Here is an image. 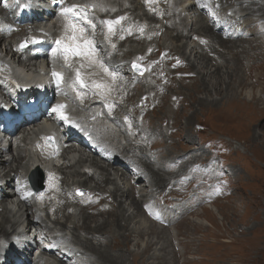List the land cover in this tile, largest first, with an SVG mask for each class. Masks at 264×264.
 <instances>
[{"label":"rangeland","instance_id":"1","mask_svg":"<svg viewBox=\"0 0 264 264\" xmlns=\"http://www.w3.org/2000/svg\"><path fill=\"white\" fill-rule=\"evenodd\" d=\"M258 12L261 13L255 11L250 19V25L254 27L252 34L255 36L264 33V29H259L261 23L253 25ZM212 31L210 29L199 33L208 35ZM171 35L170 31L166 30L164 36L156 39V44L152 41L157 56H161L160 61L171 58V63H161L160 68L156 69L164 78L159 79L157 83L151 78L148 82L151 89L147 91L148 94L143 87L148 75L145 76L146 80L138 83L144 75L133 76L135 70L130 62L137 60L143 64L144 58L133 52L128 54V60L125 59L129 64L125 73L133 76L128 80L129 88H132L131 93L134 94L128 101V111L131 112L132 107L148 103V112L144 114L143 121L137 117L132 121V125L136 130L142 128L150 138L154 155L148 156L144 146H141L149 170L151 167L159 168L158 171L161 172V175L156 172L159 180H163L160 185L155 180L153 182L154 173L151 170L149 178L142 184L145 189L142 194L152 195L154 193L151 189L157 187V200L154 203L156 210L147 206L151 202L150 198L147 200L141 197V201L147 202L144 203L147 212L144 215L141 207L140 213H137V209L130 205L131 201L127 198L130 191L134 195L135 187L129 191L124 187L127 196L125 194L119 198L120 201L123 200L127 214L134 211L137 215L131 220V227L139 221L144 220L147 223L149 215L163 222L170 220L168 213L176 207L183 206L188 212L186 211L184 217L176 224L177 227L171 226L170 230L165 228L159 238L157 235L154 237L150 230L141 237L133 234L134 236L128 238L127 245L121 236L123 232H118L113 225L110 229L114 232L116 241L121 244V249L128 252L127 264H264V56L259 55L260 52L250 55L248 53L251 50H248L247 55L242 56L243 63L231 60V68L226 64L223 69L226 81H221V84H216L215 80L210 78L211 69H207V73L204 72L200 76H204L211 93L208 94L205 90L193 91L196 85L191 86L192 78L197 75V71L192 72L188 62L182 61L184 58L180 53L170 54L167 59L163 56V50L167 46L172 47ZM15 37L14 35L10 38L16 39ZM183 41L186 43V40ZM238 45L245 46V49L250 45V48L259 50L262 49L259 45H264V42L259 44L253 40ZM201 48L207 50V47ZM192 49L186 46L184 54L189 56ZM226 52L231 51L227 48ZM195 54L197 56H190L195 64H205L202 60L214 63L215 59L210 53L208 55L205 51H199ZM248 55L249 58L246 57ZM227 56L221 58H229L231 55ZM219 62L216 61V64ZM181 64L187 65L186 69L175 70L176 66ZM237 65L243 68L241 76L246 81V85L240 87L238 83L241 76H234V79L228 77V71ZM251 66L253 68L250 69ZM189 73L191 77L186 76ZM229 83L232 86L228 87ZM155 91L158 92L156 99ZM192 92L195 94L191 97ZM142 95L143 99L139 101ZM196 95L197 98L193 100ZM200 99H208L206 109L204 105L198 104ZM119 171L116 172H122ZM118 181L122 182L121 179ZM112 184L115 183L110 185ZM110 185L108 186L114 187ZM103 195L106 196L105 200L103 199L99 206H102L100 211L105 213L108 207L113 209L112 196L108 198V192ZM119 198L115 199L117 203ZM102 217L107 218L108 215H97V222H102ZM150 223L148 226H155L161 231L162 226L159 223ZM93 237H101L104 242L100 243L105 249H114L111 235ZM149 240L153 241L152 249L146 247ZM77 246L88 254L90 263L103 264L92 251L78 242ZM145 249L147 251L143 252ZM112 252L114 253V250ZM58 261L55 258L41 260L42 264H60Z\"/></svg>","mask_w":264,"mask_h":264},{"label":"bare ground","instance_id":"2","mask_svg":"<svg viewBox=\"0 0 264 264\" xmlns=\"http://www.w3.org/2000/svg\"><path fill=\"white\" fill-rule=\"evenodd\" d=\"M206 2H207V0H204L203 2L201 0H193V6H195L197 9L200 10L202 8V6L204 4H206ZM250 2L251 3L242 1V2H239V4H238V0H229V1L225 0L224 6L222 7V9H220V10H214L213 9L214 16L210 15V17L208 18V22H209L208 24L206 22V19L203 16H202L203 17L202 20H200L198 18V16H194L193 20H192V31H194L196 33H199L200 31H209L210 29H212L213 31H212V33L209 32L210 34H208V35H209L210 39L207 43L201 42L200 40H196V45L194 47H192L193 49L190 51L189 56H186V54H184V50L186 49V46H187V41H186V43H184V41H183L186 39H183L184 35H183L182 30L179 26V22L176 20L171 21L169 23L161 22V21H163V20H161V18H163V17L165 18V17L177 15V11L174 8L167 7L163 10V13L160 14L158 4L153 3L150 6L152 7V9H154V11L148 12L146 10L147 8L145 7L144 0H142V1H139L138 2L139 5H137L135 7H130V8H127L125 10L122 9V10H119L117 12H114L111 15V17L113 19H116L117 16L124 17L126 15V13H128L127 18L124 19V21H123V27L124 28L126 27V33H124V32H121V33L115 32L114 33L113 31L111 33H109L104 24H103V28H104L105 34L107 36L104 35L103 31L99 30L96 32V45L100 48V56H101L104 64L108 68L109 72L116 73L115 78H113L108 73H106V74H95L94 75V77L96 79H99L98 82L100 84L104 85V87H102L100 89L101 95L103 94L106 98H113L115 95L116 99H119L118 96L123 95V97L125 98V100H124L125 103L128 104V101L134 95L131 93L132 88H129L128 80L132 79L133 76H138V74L135 71H133L134 72L132 74L133 76H128V74H126V73L123 76L121 74H119L120 72H124L126 70V68H128V66H129V64L125 63V59L128 60V54H131L133 52H137L139 54L147 53L145 56L146 60L152 61L153 57L157 56L156 47L153 44H156V39L165 35L166 30L170 31V33L172 34L171 35L172 38H170L172 47L167 46L165 48L167 50V52L165 51V53H163L164 58L167 59V57H169L170 54L177 55V53H180V55L185 59V60L183 59V62L184 61L188 62L187 63L188 66L191 69H193L192 72H194V70L197 71V75H195V77L192 78V85L191 86L193 87L194 85H196L195 89L193 87V91L199 92V91L205 90L208 92V94H210L211 92H210V89L208 87V84H206V82L204 80L205 79L204 76H202V77L200 76L201 74H204V72L207 73V69H211L210 78L215 80L216 84H219L223 80L226 81L225 76H224L226 73L223 71V69L226 67L225 66L226 64H227V67L228 66L230 67V64H232L231 60L232 61L238 60L241 63L242 60L244 59L242 56L247 55L248 50L249 51L251 50L250 53H248L250 55H257L260 52L259 55L264 56V45H259L262 48V49H259L260 51L257 49H252L253 47L250 48V45H249V48L247 47V49H245V46H239L238 45V43H245V42L247 43V41H253V40L257 41L260 44V43L264 42V34H259L257 36L251 35L252 38L251 37L250 38H244V37H242V35L246 34V32H244L243 30L240 29L241 27L239 24L236 23V25H237L236 28H234V27L224 28L223 27L224 25L231 24L230 19L225 16L224 11L226 9H234V10L237 9V11H238V10H242V8H243V12H247V11L250 12L251 11L248 14V17L254 16L255 11H260L261 13L258 12L259 14H258L256 19H257V21H259L258 23H261L262 25H264V14H263V12H264V0H250ZM0 5L4 8V5L2 3ZM119 7H121V5ZM94 11L99 12L102 16H105L107 14V12L105 10L101 9L100 7H95ZM215 18H216V20H215ZM105 20L106 19L103 18L101 21H105ZM217 21L219 24V29L216 33L214 31V23ZM243 21H244V19L240 20V22H243ZM200 23H204L206 25L202 26ZM253 25H255V24H253ZM141 29H143V30L141 31ZM128 30H130V31H128ZM230 30H231V32H230ZM119 32H120V30H119ZM25 34L26 33L24 31H19L17 33L12 34L10 37H14V35H15L16 39H22L25 36ZM218 34L219 35L221 34V36L218 37L219 36ZM121 37H123V39H121ZM7 38H8L7 35L0 34V40H1L2 45H4V48H8V46H10V49H12V43H11V41H7L6 40ZM152 41H153V44H152ZM143 42H145V43H143ZM116 43L119 44L118 47H116ZM137 43H140V44H137ZM252 43H254V42H252ZM164 44H162V45H164ZM113 45L115 46V51H114L115 57H108L110 50L113 47ZM201 47H207V50H204ZM227 48L231 52L227 53L226 52ZM105 50H106V52H105ZM199 51H201V52L205 51V53L208 55L212 54L213 59H215L214 63H211L210 61L207 62L205 60H202V62L205 64H203V65L195 64L192 61L190 56H192L194 53H198ZM0 52L4 53L3 51H1V46H0ZM8 54L15 56L16 52L15 51H13V53L12 52H8V53L5 52V57L2 56V54H0V73H4L2 70L3 68L9 69V63H8V59H7ZM227 54H229L231 56L229 58H225V59L221 58L223 56L228 57ZM195 56H197V55L195 54ZM246 57L249 58V55ZM160 58H161V56H158V58L154 61L151 72L150 73L147 72L143 78H141L137 81L138 83H140L142 80L145 79V76L148 75L147 76L148 80L145 79L146 82L145 83L143 82V87L146 90V94H148L147 91L151 90L149 85H148V82H150L151 78H152V81L154 83H157L159 81V79L164 78L156 71V69L160 68V64L163 63L160 61ZM90 59H92V56H90ZM170 59L169 60L167 59V61H166L167 64H168V62L171 61ZM205 59H206V57H205ZM216 61H218V62L220 61V62L218 64H216ZM130 62H131V64H133L134 62H137V61L131 60ZM223 62H225V64H222ZM235 64H236V62H235ZM186 66L181 64L178 67L176 66L175 70L181 71L182 69H186ZM253 66H251L250 69L253 68ZM250 69H249V71H250ZM242 70H243V68L239 67L237 65L231 71H228L229 72L228 73L229 79H234V76H241ZM234 71H235V73H234ZM171 75H172V71H171ZM16 76H18V74H16ZM186 76L191 77V74L189 73ZM192 76H194V74ZM240 79H241V81L238 83L239 87L246 85V81L244 80L243 76H241ZM203 86L205 88H203ZM230 86H232L231 83H229L228 87H230ZM157 93L158 92L155 91V95H154L155 99H156ZM162 93H164V92H162ZM194 94L195 93L192 92L191 97ZM94 98H96V95L92 91H88L87 102L88 103L91 102ZM195 98H197V95H196V97L193 98V100H195ZM142 99H143V95L139 101H141ZM163 99H164V97H163ZM207 101H208V99H200L198 101V104L199 105L202 104V106L204 105V108H205V105L209 104V103H207ZM118 108L121 111L125 112V113H123L124 117L128 116V111L125 110V107L123 105H119ZM93 109H94V106H92V107L88 106L86 108L87 111H92ZM134 109L139 114H142L145 112V109L143 110V109H139L136 107H134ZM109 112H110V110H107V112L105 113L106 116H107V113H109ZM118 121H123V117L119 120L117 119L116 125H117L118 130L115 132H111V131H103L102 132V130L100 128H96V131L98 133H101L100 139L102 141L106 142L109 145V148L107 149V156H100L99 155L98 156L99 158H93L90 161V166H91V168L94 169L93 172L87 173V174L83 173V170H82L83 165L82 164L84 163V161L82 159H79L78 164H75L74 160H72L69 163V165L66 167V169H69L70 172L64 174V176L62 177V180H61L62 187H67V190H60L59 195L57 197H55L52 200L44 201L43 202L44 206H42L39 209L33 200L22 199V201H21V203L23 204L22 208L26 207V209L29 211V213L32 216L35 215L34 218H38L40 220L39 225L41 224V222H45V223L55 222L56 224L60 225L63 229L69 230L73 234V236L75 237V240L78 242V244L82 245L87 250L92 251L95 255H97V257L101 260V262L103 264H127L126 263V257L128 255V252L121 249V244H119L116 241V236H115L114 232L112 231V229H110V226L113 225L116 227L118 232H123V235H121V236L124 238V243L127 245L128 244V238L132 237L133 234H137L138 236L141 237L145 232L147 233V231L149 232L150 230H151V234L154 237L157 235V238H159L160 233L163 234V231L165 230V228L170 230L171 226L177 227L176 224L186 214L185 210H182L181 213H177V211L175 210L173 212L174 213L173 220L169 224H166L162 220H159V219L149 215V218L147 217L148 218L147 223L142 219L143 221H139V222L135 223L136 226L134 225L133 227H131V220L135 219L137 215H135L134 211L130 214L126 213V209L123 205L124 204L123 200L120 201L121 200L120 198L124 197L125 194L127 196V193H126L127 191L125 192L123 188L125 187L129 191L130 189H132V187H135L134 195L130 191L127 198L131 201L130 205L132 207H134V209H137L136 210L137 213H140L139 210L141 209V207H142L141 211H143L144 213L147 212L146 207L144 205V203H147V202L141 201L139 199L141 197H143L147 200L150 198L151 202L148 203L147 206L151 207L153 210H156L154 203L157 200V196L155 195V193L158 191H157V187H155V188L151 189L154 194H152V195H150L149 193H147V194L143 193L142 194V192L145 190L143 185H142L144 180L137 181L133 184H130V182H128V181L123 183V184L122 183L118 184L116 182V178L118 175H122V176L126 175L125 170L120 166L122 161L132 160L134 162V164L138 163L137 159H135L137 157L139 158L138 150L141 152V154H140L141 161L146 165L147 169L149 170V165H148V162L146 161L147 159L144 158V154L141 151V149H142L141 146H144V148H145V145L138 143V139H142L144 141V143H147V144H148V141H150L149 136L144 131H143V133L146 135V137H142L141 132L128 135L129 129H130V126L128 125V123L123 121L124 124H119ZM126 121L128 122V119ZM192 122H193V120H192ZM24 139L25 138L22 137L23 141H24ZM123 141H124V143H123ZM19 146H20V149H22V147H23L22 144H20ZM69 148L72 150H78V148L71 142L69 143ZM130 153H132V155H129ZM109 154H112L111 158H108ZM15 162H16L15 165H13L11 167V170H8L6 172V175H9V171L15 172V173H20L21 170L23 171V173L27 174L32 167L38 166L37 164L29 165L28 159H27L25 153L18 155L15 158ZM1 167H2V169H4L3 162L0 161V168ZM110 167L112 168L113 172L115 174H117V176H115V179L112 177V174L110 172ZM117 170H120L122 172L119 171L120 173H117L116 172ZM150 170L154 173L153 174V182L155 180L156 183L158 185H160V183L163 180H159L158 174H156V172L160 169L159 168L154 169L151 167ZM158 172L161 175V172L160 171H158ZM50 173H51V170H49V172H48V179H47V184H46L47 189L49 190L48 193H51L54 190L53 177L50 175ZM82 177H85V178L83 180H81ZM107 181H108V183H107ZM90 182H94V184H95L94 187L89 185ZM111 183H115V184H112L114 186L113 188L108 186ZM78 189L83 193V195L77 194ZM153 189L156 191H154ZM26 190H27V187L22 186L16 191H18L21 195H23ZM90 191H93V195L98 197V199L97 200H89V201L88 200L87 201L81 200V199H88L90 197V196L88 197V195H90L89 194ZM106 192L110 193L108 198L110 196H112L111 202H112L113 209L112 210L108 209L109 208L108 207L107 209H105L106 212L102 213L100 211L102 209L101 208L102 206H99V205L102 203L104 197H106L105 195H103V193H106ZM43 194H44V191L37 194L36 198H38V200H41V196ZM58 198H59V205L55 208V210L53 212L55 217L51 218L50 216L52 214L49 212V210H51L55 206V204L58 201ZM108 198H106V200ZM118 198H119V202L117 203L115 201V199L118 200ZM107 201H109V200H107ZM140 201H141V206H140ZM104 207L106 208L105 205H104ZM61 212H62V214H61ZM101 214H107L108 217L107 218L102 217V218H104L103 221L97 222L96 216L101 215ZM144 215H146V213ZM76 218H78V220H76ZM33 220L38 221L35 219H33ZM7 221H8V223L6 225ZM80 222H82V223L80 224ZM148 223H150L151 225H156L157 223H159L162 226L161 231H160V229L157 230L155 228V226H148ZM15 225H16V223L11 217H9L8 215H5L4 212L0 213V233L5 234V232L13 230ZM46 226L48 227V224H46ZM66 227H68V228H66ZM80 232H83L84 234L82 235V233H80ZM105 234L107 236L111 235V240L114 241L113 242V248L114 249L111 248L112 250H114V253L112 252L111 249L107 250L104 248V246L100 243V242H104L101 239V237L100 238L99 237H93L94 235L105 236ZM96 239H97V241L95 242ZM162 239H164V237H162ZM173 240H174V238H173ZM146 247H147V249L148 248L152 249L151 247H153V241L149 240L147 242ZM166 248H167V246H166ZM147 249H145L143 252H146ZM35 264H39V263H35ZM60 264H67V263H60Z\"/></svg>","mask_w":264,"mask_h":264},{"label":"snow or ice","instance_id":"3","mask_svg":"<svg viewBox=\"0 0 264 264\" xmlns=\"http://www.w3.org/2000/svg\"><path fill=\"white\" fill-rule=\"evenodd\" d=\"M147 2V0H146ZM28 4H25L24 7H28ZM93 7H95L93 5ZM87 8L86 6H81L79 4H70L66 7L61 8V15L64 17L66 23L64 25L65 35L62 38H58L55 41L56 47L52 49V54L59 59L63 57L65 61V66L68 65L69 56H93L95 54V47L93 41L91 39H87L84 37V33L86 29L80 23L81 20L85 21L88 26L92 29H95L96 25L92 23L91 19H88L86 15ZM126 19V17H118L115 21L113 20H105L102 23L106 26L107 31L111 33L113 31L114 25L119 24L121 21ZM143 29H141L142 31ZM123 39V37H121ZM33 43L37 42L36 38H33ZM27 46V41L21 43L20 47L24 48ZM113 47H115L113 45ZM100 66L104 69L105 72H109L107 67H104L102 61H98ZM91 66V65H89ZM133 68L137 71H143L142 67L135 62L133 63ZM113 78H115L116 73H109ZM52 76L55 78V82L57 86H59L63 81V74L61 72L53 71ZM76 82L79 83L81 87H87V83L81 77L79 70L76 71ZM95 88H102L104 85L100 83H96L94 85ZM66 105H57L52 109L53 112H59L61 109L65 108ZM60 119L67 120V117L61 112ZM127 119V117L125 118ZM53 137H46L45 140L48 143H51ZM77 194L83 195V193L78 189ZM16 239V238H14ZM6 242L0 241V247H6Z\"/></svg>","mask_w":264,"mask_h":264},{"label":"water","instance_id":"4","mask_svg":"<svg viewBox=\"0 0 264 264\" xmlns=\"http://www.w3.org/2000/svg\"><path fill=\"white\" fill-rule=\"evenodd\" d=\"M143 72H144V70H143Z\"/></svg>","mask_w":264,"mask_h":264}]
</instances>
